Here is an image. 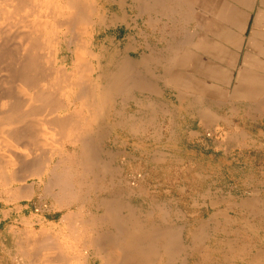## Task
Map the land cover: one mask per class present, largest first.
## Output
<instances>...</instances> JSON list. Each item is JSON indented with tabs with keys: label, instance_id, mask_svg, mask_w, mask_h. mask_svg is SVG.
<instances>
[{
	"label": "bare ground",
	"instance_id": "bare-ground-1",
	"mask_svg": "<svg viewBox=\"0 0 264 264\" xmlns=\"http://www.w3.org/2000/svg\"><path fill=\"white\" fill-rule=\"evenodd\" d=\"M117 1L120 5L121 0H59L54 5L0 0V188H20L19 199H31L36 190H44L56 198L59 208L78 211L75 222L65 215L62 227L52 235L39 234L24 241L22 252H27L23 255L28 254L30 264H94L97 260L100 264H178L182 250L179 233L173 223L165 221L164 213L156 216L159 224L149 217L141 222L114 187L107 188L96 204H86L83 199L82 173L99 170L113 175L108 154L104 160L100 157V119L91 122L84 112L109 108V119L113 97L126 93L133 82L132 64L125 52L113 47L112 41L97 39L102 26H109L100 15V4ZM83 23L93 27L86 39L81 32ZM71 58L74 62L69 65ZM67 155L77 158L73 170L76 175L81 173L77 179L65 168ZM74 184L76 191L72 190ZM53 189L57 190L54 194ZM254 204L257 200H249L245 208ZM86 212L96 213V217L84 222ZM219 216L222 213L216 210L210 222H217ZM206 225L200 224L188 238L189 250L195 246L192 253ZM65 230L77 234L73 241L65 237ZM260 256L251 259L257 262ZM249 259L242 258L240 264H248Z\"/></svg>",
	"mask_w": 264,
	"mask_h": 264
},
{
	"label": "rangeland",
	"instance_id": "rangeland-1",
	"mask_svg": "<svg viewBox=\"0 0 264 264\" xmlns=\"http://www.w3.org/2000/svg\"><path fill=\"white\" fill-rule=\"evenodd\" d=\"M58 1L37 0L50 5ZM119 2L120 5L118 1L100 4V15L109 26H102L98 41L104 38L108 41L116 33H119L118 40L124 37L127 31L124 21L128 18L130 22L136 8L133 0ZM92 28L90 23L81 25L84 38L88 37ZM72 61L71 58L67 63L70 65ZM129 99V91L113 97L109 119V108L84 112V117L91 122L100 119V157L104 160L108 154L107 161L113 173L112 177L99 170L82 173V176L81 173L77 174L81 176L85 203L91 205L100 202L104 191L114 187L120 191V198L136 211L141 222L149 217L154 224H159L160 219L156 216L159 212L164 213L165 221L173 223L179 233L182 250L178 264H223L224 258V264H240L241 259L246 257L250 258L248 264H264V204L245 208L246 202L254 199H248L254 184L258 180L264 181V114L260 124L261 143L246 146L242 155L240 143L229 138L218 139L224 140L223 143L202 138L193 144L175 147L152 144L148 146V153H144L145 147L134 146L133 139L125 129L127 114L131 110ZM163 149L164 153L161 152ZM132 157L136 159L132 160ZM76 159L67 155L65 168L73 172ZM77 175L73 172L72 178L77 179ZM72 190H77L75 184ZM56 191L53 189L51 193ZM21 192L20 188H0V264H30L31 258L28 254L23 255L27 252H22L26 239L54 233L62 227L61 219L65 215L75 219L78 213L75 208H59L56 198L44 190H36L31 199H19ZM261 194L264 200V191ZM5 200L9 203H4ZM216 210L222 216L218 217L217 222H210ZM84 214V222L96 217L93 212L92 215ZM203 223L208 225L204 227V234L199 237L200 243L192 253L195 246L189 250L188 238ZM64 234L66 238L69 236L70 241L77 235L68 230ZM258 253H261L260 261L254 262L251 258ZM94 264L100 262L97 260Z\"/></svg>",
	"mask_w": 264,
	"mask_h": 264
},
{
	"label": "crops",
	"instance_id": "crops-1",
	"mask_svg": "<svg viewBox=\"0 0 264 264\" xmlns=\"http://www.w3.org/2000/svg\"><path fill=\"white\" fill-rule=\"evenodd\" d=\"M133 6L136 13L130 22L124 21L123 42L117 38L119 33L108 40L132 64L131 110L125 129L133 145L145 147L148 153L152 144L175 147L202 138L222 143L218 139L229 138L240 143L242 155L246 146L260 144L264 0H139ZM184 13L189 23L187 19L183 23ZM262 191L264 181L258 180L248 199L264 204Z\"/></svg>",
	"mask_w": 264,
	"mask_h": 264
}]
</instances>
